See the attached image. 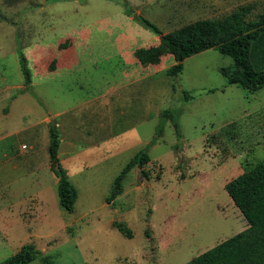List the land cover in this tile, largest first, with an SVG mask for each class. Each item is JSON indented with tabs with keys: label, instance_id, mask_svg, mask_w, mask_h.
Instances as JSON below:
<instances>
[{
	"label": "rangeland",
	"instance_id": "obj_1",
	"mask_svg": "<svg viewBox=\"0 0 264 264\" xmlns=\"http://www.w3.org/2000/svg\"><path fill=\"white\" fill-rule=\"evenodd\" d=\"M239 9L254 21L264 0H0V263L33 244L52 264H187L247 228L224 187L264 162V89L227 85L220 70L232 59L215 49L184 60L174 77L170 55L133 65L135 50L159 43L138 17L167 34ZM51 124L77 190L71 213L49 170ZM140 152L148 161L107 204Z\"/></svg>",
	"mask_w": 264,
	"mask_h": 264
},
{
	"label": "trees",
	"instance_id": "obj_2",
	"mask_svg": "<svg viewBox=\"0 0 264 264\" xmlns=\"http://www.w3.org/2000/svg\"><path fill=\"white\" fill-rule=\"evenodd\" d=\"M122 4L127 7L125 2ZM243 9L232 12L222 19L198 20L184 25L167 34H162L148 21L137 18L140 25L159 37V43L149 48H139L133 52L137 63L143 67L158 65L162 57L170 55L175 64L166 72L174 77L183 70V61L204 51L215 49L219 54L232 59L231 71L222 68L220 73L227 85H237L250 93L264 89V13L254 21L244 19ZM127 15H130V10ZM20 71L25 85L31 82L25 58L19 52ZM54 64L52 61L51 65ZM185 100L191 97L183 94ZM162 119L172 120L169 110H164ZM174 127L177 125L174 120ZM60 135L55 125L49 128V170L57 178L59 206L72 212L77 200V190L69 181L67 173L60 166L58 150ZM148 161L145 153L133 157L115 178L106 203L110 204L121 195L126 175L135 167ZM227 195L247 222V228L237 235L216 245L187 264H264V162L256 164L230 180L224 187ZM113 226L125 237L131 239V231L122 223ZM40 259L43 264H52L49 258H41V252L27 244L13 256L0 264H29Z\"/></svg>",
	"mask_w": 264,
	"mask_h": 264
},
{
	"label": "crops",
	"instance_id": "obj_3",
	"mask_svg": "<svg viewBox=\"0 0 264 264\" xmlns=\"http://www.w3.org/2000/svg\"><path fill=\"white\" fill-rule=\"evenodd\" d=\"M164 57H165V56H164ZM164 57H162V59H163ZM162 59H161V60H162ZM160 63H161V61H160ZM160 63H159V64H160ZM159 64H158V65H159ZM133 65L136 66V65H137V61H134V60H133ZM158 65H150V66H154V67H155V66H158ZM147 67H148V66H147ZM139 69H144V68H139ZM139 69H138L137 72H136V73H137V77H139L138 80H137L138 82L140 81V79H142V81L145 80V76H142V78L140 77V75H139V73H138V72H139ZM147 78H148V79L150 78V75H149V74L147 75ZM131 80L133 81V79H131ZM131 80L128 82V84H130V83L132 82ZM117 91H118V89H117ZM117 91H116V89H115V92H116V93H117ZM6 93H7V88L4 87L3 89H1V87H0V104L2 103V105H4V103L6 102V99H7V98H6V97H7V96H6ZM132 101H133V99L131 98V100L129 101L130 106L133 105V102H132ZM3 115L6 116L5 114H3ZM20 133L22 134L23 132L20 131V132H17V133H13L11 136H19Z\"/></svg>",
	"mask_w": 264,
	"mask_h": 264
}]
</instances>
